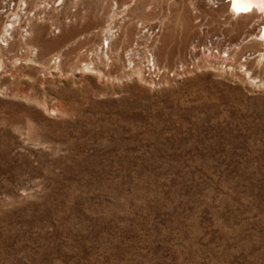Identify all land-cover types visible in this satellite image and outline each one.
Wrapping results in <instances>:
<instances>
[{"label": "rangeland", "instance_id": "374dc122", "mask_svg": "<svg viewBox=\"0 0 264 264\" xmlns=\"http://www.w3.org/2000/svg\"><path fill=\"white\" fill-rule=\"evenodd\" d=\"M227 1L0 0V264H264V15Z\"/></svg>", "mask_w": 264, "mask_h": 264}, {"label": "built area", "instance_id": "2783aa9c", "mask_svg": "<svg viewBox=\"0 0 264 264\" xmlns=\"http://www.w3.org/2000/svg\"><path fill=\"white\" fill-rule=\"evenodd\" d=\"M157 30L158 26L156 25L148 31L150 34H153ZM195 42V40L191 41L188 45L185 56L175 60L171 65L158 62L155 58L153 49L147 45V48L144 49L140 55L135 56L141 73L154 87H161L168 82H174L182 78L184 75L198 69L197 66L200 63L201 58L208 60L212 55L217 54L218 52L217 48L213 45V42L207 39L206 53H196L197 46ZM134 44L135 42L133 41L128 48V56H130V59L132 57L131 55ZM220 55L222 58L228 57V49L225 47L220 51Z\"/></svg>", "mask_w": 264, "mask_h": 264}, {"label": "bare ground", "instance_id": "6f19581e", "mask_svg": "<svg viewBox=\"0 0 264 264\" xmlns=\"http://www.w3.org/2000/svg\"><path fill=\"white\" fill-rule=\"evenodd\" d=\"M230 1L229 9L234 14H249L251 12H261L264 15V0H228ZM6 4V3H5ZM4 4V5H5ZM1 7V6H0ZM236 9H248V11H240L237 13ZM8 13V12H7ZM6 15V14H5ZM264 19V18H263ZM6 26V24H5ZM7 28V26L5 27ZM10 31V30H9ZM261 42L262 49L264 50V25L261 28V31L255 35ZM221 37V36H220ZM262 54V53H261ZM264 55V54H263ZM262 55V56H263ZM208 61V60H207ZM229 61V60H228ZM210 64V63H209ZM201 65V64H200ZM230 65V64H229ZM131 68V66L129 67ZM224 70V69H223ZM179 82V81H178Z\"/></svg>", "mask_w": 264, "mask_h": 264}, {"label": "snow or ice", "instance_id": "6c2138e0", "mask_svg": "<svg viewBox=\"0 0 264 264\" xmlns=\"http://www.w3.org/2000/svg\"><path fill=\"white\" fill-rule=\"evenodd\" d=\"M237 13H239L240 11H248V9H236Z\"/></svg>", "mask_w": 264, "mask_h": 264}]
</instances>
